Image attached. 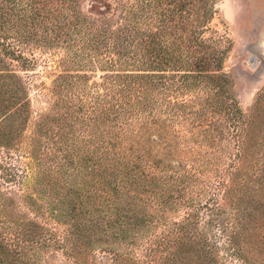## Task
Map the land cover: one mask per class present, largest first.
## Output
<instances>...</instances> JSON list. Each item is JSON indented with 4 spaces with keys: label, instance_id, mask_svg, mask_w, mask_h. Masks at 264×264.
Returning <instances> with one entry per match:
<instances>
[{
    "label": "trees",
    "instance_id": "trees-1",
    "mask_svg": "<svg viewBox=\"0 0 264 264\" xmlns=\"http://www.w3.org/2000/svg\"><path fill=\"white\" fill-rule=\"evenodd\" d=\"M80 1L0 0V53L9 60L0 56V178L19 184L0 189V264H88L97 249L102 262L174 264L185 247L220 264L222 246L244 264H264L247 251L238 217L205 222L225 237L221 246L199 231L201 210L217 214L247 150L243 111L221 71L227 50L203 37L211 0H115L120 23L103 26L81 14ZM29 36L61 51L63 66L57 100L31 138L34 191L7 161L32 114L11 62L34 61L7 41ZM180 208L182 218L168 219Z\"/></svg>",
    "mask_w": 264,
    "mask_h": 264
},
{
    "label": "rangeland",
    "instance_id": "rangeland-1",
    "mask_svg": "<svg viewBox=\"0 0 264 264\" xmlns=\"http://www.w3.org/2000/svg\"><path fill=\"white\" fill-rule=\"evenodd\" d=\"M211 2L214 14L208 24L210 30L203 37L206 38L209 35L218 37L221 46L227 50L221 60V71L230 78L232 93L243 111L247 150L242 166L233 173L237 183L230 189L224 200H218L217 214L211 216L201 210L199 231L215 235L216 243L221 246L225 237L216 226L211 227L210 230L207 229L205 222L212 218L234 220L236 216L244 229L241 239L248 242L247 251L258 259H264V180L258 183L254 180L259 174L260 167L256 165V162L260 156V146L264 143V0H211ZM77 8L81 10V14L102 26L106 24L105 20L108 18H111L109 22L114 25L119 24L123 15V6L117 5L115 0H82L80 7ZM7 42L14 46L15 51L21 50L27 58H34V61L25 67L21 66L18 60L11 62V68L21 76L24 82L31 102L32 114L19 150H12V158L7 160L11 161V172L18 169L19 175L25 177L24 180L27 182L24 188L34 191L32 181L35 173L30 155L31 138L35 134V124L39 117L47 113L57 100L56 94L53 93V80L63 68L60 63L62 53L59 50L42 47L41 43L35 42L31 36L24 39L14 38ZM0 56L8 60L4 53H0ZM97 74L101 72H96L91 80L97 79ZM259 94L262 97L256 101ZM56 115L55 113L54 116ZM56 123L53 120V124ZM262 171L263 173L260 174L264 178V170ZM0 183V189L3 192L16 189L19 185L2 178ZM190 190L193 192L194 201L200 199L199 197L202 196L200 185L191 186ZM201 201L204 204L205 197H201ZM183 215L184 210L180 208L169 212L167 216L170 220H178ZM156 230L158 233L159 228ZM223 247L219 250L220 264H244L231 256L230 251ZM136 251L139 249L137 248ZM101 252L97 249L93 253L94 258L88 257V264H130L128 261H123V258L102 262L99 258L102 255ZM196 257L191 248L185 247L181 249L178 261L174 264H207Z\"/></svg>",
    "mask_w": 264,
    "mask_h": 264
}]
</instances>
